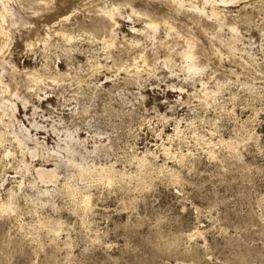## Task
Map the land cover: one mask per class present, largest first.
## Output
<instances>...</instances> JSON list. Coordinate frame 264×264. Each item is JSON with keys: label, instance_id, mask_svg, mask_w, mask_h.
<instances>
[{"label": "rangeland", "instance_id": "rangeland-1", "mask_svg": "<svg viewBox=\"0 0 264 264\" xmlns=\"http://www.w3.org/2000/svg\"><path fill=\"white\" fill-rule=\"evenodd\" d=\"M4 1L0 264H264V0Z\"/></svg>", "mask_w": 264, "mask_h": 264}, {"label": "bare ground", "instance_id": "bare-ground-1", "mask_svg": "<svg viewBox=\"0 0 264 264\" xmlns=\"http://www.w3.org/2000/svg\"><path fill=\"white\" fill-rule=\"evenodd\" d=\"M173 1V3L175 2H177L180 6H184L185 4V1L184 0H171V2ZM206 2H211L212 0H205ZM213 1H215V0H213ZM240 1L242 2L243 0H239V2L238 1H236V2H234V0H229V1H226V0H220V4L221 5H227V4H230L228 7H234L235 5H237L238 3H240ZM208 3V4H209ZM171 4V3H170ZM207 4V3H206ZM176 7V6H175ZM214 8V7H213ZM195 11H197L200 15L201 14H204V9L202 8V10L201 9H199L198 7H196L195 6ZM11 13V12H10ZM219 14L220 13H218V11H216L215 9H212V11H211V16L212 17H215L216 19H218L220 16H219ZM9 15V10L7 9V6H6V4H5V1L4 0H0V23H1V26H0V36L1 37H3V38H6L7 37V35H8V33L6 32V30H5V28H4V24H5V22H6V18H7V16ZM110 17H111V20L113 21L114 20V14H113V12H110L109 14H108ZM69 19H70V17H65L64 19H63V21H69ZM61 20V19H60ZM150 20V19H149ZM62 21V20H61ZM166 21V20H165ZM149 22V21H148ZM55 24V23H54ZM54 26H56V25H54ZM50 27V26H49ZM57 27V26H56ZM55 27V28H56ZM165 27H167V26H165ZM47 28V27H46ZM159 25L158 24H156V23H153V22H149V23H147L146 25H145V29H142V30H135V29H133L134 30V32H135V34H144L145 35V30H148L149 32L151 31L152 32V34L155 36V35H158L157 33L159 32ZM163 29V28H162ZM168 29L170 30V31H175V29L174 28H172L171 26H168ZM233 31H236V29H233ZM150 32V33H151ZM176 32V31H175ZM59 36H61L62 38H66V39H68V41L69 42H71L72 41V37H69V34H68V36L66 35V34H64L63 32H58L57 33ZM134 34V35H135ZM148 34V33H147ZM141 35V36H142ZM57 36V35H56ZM48 37V36H47ZM178 39H180L181 41H182V43H183V45H185V46H183L182 48H181V50H180V53H179V55L181 56V58L184 60V62H185V66H186V69H187V71H188V73L189 72H195V71H197V67L193 64V61H194V54L192 53V49H193V47H192V44H191V41L188 39V38H186L184 35H182V34H178V37H177ZM162 43V42H161ZM45 45V44H44ZM138 47V46H137ZM3 49V48H2ZM1 49V50H2ZM4 53V52H3ZM143 57L144 56H140V58H142L143 59ZM195 62V61H194ZM143 64L144 65H146V58H144L143 59ZM146 67V66H145ZM134 68V67H133ZM136 68V70H138V68H139V66L138 67H135ZM144 70V69H143ZM151 70V69H150ZM35 71V70H34ZM37 72V71H36ZM138 72V71H137ZM198 72V71H197ZM33 74V73H32ZM36 74V73H35ZM34 74V75H35ZM33 75V76H34ZM193 75V74H192ZM42 76V75H41ZM47 79V78H46ZM56 80H57V78H56ZM45 81V80H44ZM43 80H42V77H36L35 78V80H34V83H35V88H36V90H38V92L36 93V97H37V99H40L41 98V92H43V90H40V85H42L43 84V82H44ZM49 83V82H48ZM52 85V84H51ZM31 86V85H30ZM35 88H33V89H31L32 91H34L35 90ZM49 88V87H48ZM29 90V89H28ZM31 90H29V92L31 91ZM45 90V89H44ZM46 95H47V93H46ZM15 96V95H14ZM20 99V98H19ZM8 106V105H7ZM10 106H11V109L15 112V111H17V106L15 105V104H10ZM2 110V109H1ZM11 119V118H10ZM35 128V127H34ZM27 131V133L29 134V132H28V130H26ZM25 131V132H26ZM69 138V137H68ZM17 139V138H16ZM74 140V139H73ZM19 143L20 144H22V141H19ZM65 143V142H64ZM20 146V145H19ZM26 146V145H25ZM26 148V150L28 151V154L30 155V158L31 159H35L37 156H38V153H37V151H35V150H31L30 148H28V147H25ZM24 153V152H23ZM59 153V152H58ZM52 154V153H51ZM10 155V152H8L7 154H6V157H8ZM50 155V154H49ZM56 155H57V152H56ZM52 156H54V155H52ZM56 157V156H55ZM23 162V161H22ZM74 165V164H73ZM33 166V165H32ZM29 167V166H28ZM27 167V168H28ZM31 167V166H30ZM73 167V166H72ZM78 167V166H77ZM29 169V168H28ZM34 170V172H35V174H36V177L38 178V180L43 184V185H50L51 183H53V181L54 180H56V178L58 177L57 176V172H56V169L54 170H50V169H47V168H45V167H43V166H41V167H39V168H34L33 169ZM29 172H30V170H28ZM82 174V173H81ZM83 175V174H82ZM36 178V179H37ZM58 179V178H57ZM109 180V179H108ZM42 194V193H41ZM85 204L86 205H88L89 204V198H87V199H85ZM8 205V204H7ZM15 207V206H14ZM89 207V206H88ZM3 209V208H2ZM11 210V208L10 207H8V208H6V211H8V210ZM13 210V209H12Z\"/></svg>", "mask_w": 264, "mask_h": 264}]
</instances>
